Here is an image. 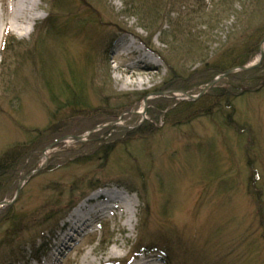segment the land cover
Here are the masks:
<instances>
[{"label": "rangeland", "instance_id": "1", "mask_svg": "<svg viewBox=\"0 0 264 264\" xmlns=\"http://www.w3.org/2000/svg\"><path fill=\"white\" fill-rule=\"evenodd\" d=\"M15 1H0V25L4 30L0 47V157L18 145L33 147V141L41 138V142H36L43 145L34 154L37 161L31 159L27 163L39 168L47 160L44 150L55 143L51 141L57 136H81L82 141L67 138L56 144L48 151L47 166L23 183L17 200L11 205L13 214L24 225L20 234L13 237L8 216L0 222V253L4 250L6 264H124V260L127 264H165L162 256L155 253L131 260L140 219L148 213L144 212L140 196L126 187H116L115 181L126 178L140 188L149 203L148 233L160 231L174 239L179 236L183 241L196 242L217 264H264V225L261 223L264 218L261 189L264 187V82L252 79L256 73H250L264 59L259 67L245 71L247 74L237 72L217 82L218 87L231 94V106L222 95L214 100L217 104L212 107L213 95L206 93L207 101L202 102V96L192 101L197 103L193 108H184L183 112L178 107L179 113L169 119L166 112L162 114L177 107L179 101L191 102L185 94L198 95L200 83L212 74L196 80L207 62L217 68L216 62L226 53L245 43L252 45V48L247 46L248 51L251 48L250 53L254 52L255 43L260 47L264 40V0H231L227 7L231 8L224 9L225 12L220 5L222 16L207 29L202 51H196L192 57L182 50L172 52L170 46L161 43L159 35L153 37L151 44L156 53L148 50L142 41L148 33L140 28L139 19L131 15L123 0L100 3L97 0L98 4L91 3L88 7L82 4L77 6V14L68 7L63 9L62 27L66 23L68 26L79 23L87 28L78 37L74 31L61 39L50 37L44 59L49 62L52 76L58 73L67 78L69 63L86 70L88 75L94 70L99 87H89V107L83 111L68 107L58 110L41 76L40 60L35 53L36 50L40 53V48H36L39 47L37 26L51 12L50 0H37L38 18L26 36L17 35L9 24ZM207 1L210 10L215 3L219 4V0ZM199 22L195 20L190 25L193 38L206 31L204 27L198 28ZM7 34L12 38L3 49ZM100 38L107 40V44L93 52L92 44H97ZM170 43L180 48L172 40ZM128 45L133 49L125 55ZM29 52L31 58H26ZM91 53L92 57L99 56V63L88 64ZM258 57L259 49L251 63ZM141 62L151 67H136L137 73L151 74H143L138 79L148 81L143 86H125L127 75L120 70V65ZM251 84L255 87L244 96L235 97L240 86ZM173 85L177 88H170ZM118 104L124 110L119 111ZM153 106H158L157 118L150 116ZM227 116L232 118L230 124ZM133 119L135 124L127 123ZM51 125L56 127V132L46 133ZM142 128L141 135L148 132L152 135L127 141L132 131ZM80 143L84 146H78L82 150L74 151L72 160L58 162L57 167L52 165L53 153ZM100 148L104 151L101 156L106 152L107 160L74 162ZM95 174L96 178L107 176L114 182L87 199L105 191L121 194L131 203L116 202L119 207L113 210L110 208L113 203L107 204L106 197L91 200L85 208L87 212L93 213L92 207L95 211L106 205L109 208L90 213L91 220L82 223V229L76 232L67 222L87 200L81 199L86 182L80 184V180L85 176L91 179ZM26 175H21L18 183ZM76 182L81 186L75 187ZM16 192L17 188L7 190L0 196L4 198L0 203L11 202ZM260 194L263 195L259 200ZM71 200L75 206L66 213ZM127 209L130 211L126 212ZM48 216L54 218L46 222ZM107 233L113 236L112 240L105 239ZM37 235L40 236L34 239ZM111 249L116 250V255H109ZM8 254L13 256L10 261Z\"/></svg>", "mask_w": 264, "mask_h": 264}, {"label": "trees", "instance_id": "2", "mask_svg": "<svg viewBox=\"0 0 264 264\" xmlns=\"http://www.w3.org/2000/svg\"><path fill=\"white\" fill-rule=\"evenodd\" d=\"M102 0H99V3ZM231 0H219V4L215 3V7L213 10L209 9V5L207 4V0H123V3L128 10H130L131 15L138 18L140 22V28H142L144 31L148 33L146 39L142 38V41L146 44L148 48H150L153 52L156 53L154 49L151 48L152 39L153 37L159 35V40L161 43L170 46L171 51L175 53L184 51L185 55L188 57L194 56L195 52H201L202 47V39L204 40L207 38V33L211 25L214 23L217 24L220 16H222V9H229L227 8L230 6ZM51 3V12H49L47 18L40 22L37 26V31L39 32L38 36V42L39 47H36L37 49L40 48V55L38 54L36 50V54L38 57V60H40V67H41V76L43 79V82L45 83V88L48 89L52 95V99L55 102V104L58 107V110L63 109L64 107L71 108L73 110H85L89 107V87L93 86L99 87V84L96 85L97 82V75L95 74L94 70H92L91 75L85 74L86 70H81L76 65H72L69 63L68 67V77L66 78L64 74H56L55 76H52V70H49V62H46L44 57L46 58V55L44 54L46 51H48V46H46L47 42L50 40V37H57L61 39L62 37L66 36L67 33H70L74 31L78 36H82L83 33H85L86 26H80L79 23H74L68 26V23H66V26H61V21L63 20L62 16V10L66 8L70 10V12L77 14V9L79 5H82V7H88L91 3L96 5L98 4L97 0H50ZM220 5L223 6V8L220 10ZM76 10V11H75ZM225 12V10L223 11ZM78 17V16H77ZM74 21H76L79 18H72ZM195 20H200L199 24H201L198 28L204 27L205 32L200 34V36L196 37L194 35V38L191 37V32L193 28H191V24ZM196 24V23H195ZM168 26V29H164L165 26ZM196 26V25H195ZM198 26V25H197ZM71 29V30H68ZM68 30V31H67ZM264 36V35H263ZM12 36L7 34L6 42L3 45V49L7 48L8 42L11 40ZM172 38V39H170ZM104 39V38H103ZM102 38L99 39L97 44H92V50L99 49L98 47L105 44H107V40H103ZM102 40V41H101ZM173 41L174 43L178 44L180 48L175 47L170 43V41ZM21 44V43H19ZM256 44V43H255ZM254 52L250 53L252 45L249 43L248 45L243 44L241 48L234 49L232 52H228L222 57V59L218 62H216L217 68H215V65H209L207 63L205 64L202 70L200 71L198 79L206 78L208 76H211L208 79H205L204 82L200 83V87L197 90V94L202 92L206 86L211 83L217 76L225 73L229 69L236 68V67H242L249 65L254 58V54L258 52L259 49V43L255 45ZM96 45V46H95ZM247 46L251 47L249 48L250 51H248ZM182 50V51H181ZM200 50V51H199ZM96 52V51H95ZM91 59L88 56V64L93 65L96 63H99V56L94 55ZM200 55V53L198 54ZM31 58V53L26 54L27 57ZM49 58V57H48ZM50 59V58H49ZM53 57L51 58V60ZM98 60V61H97ZM37 62V59H36ZM45 68L47 70H45ZM81 70V71H80ZM264 70V62L261 64V66L254 71H251L250 73H256L252 77V79L255 80H262L264 82V74H260ZM13 72V71H12ZM196 74V73H195ZM244 74H247L244 72ZM85 75L88 77L85 78ZM59 80V83L57 84V80ZM180 79V78H179ZM193 79V77H192ZM92 81V84H91ZM105 82V80H104ZM221 82V81H220ZM219 82V83H220ZM218 84V83H217ZM213 86L211 89L208 90L207 93H211L210 96L213 95L212 99V107L217 104V102L214 100H218L221 98L220 96H225L226 103L231 106L229 95L230 93H226L225 89L218 87V85ZM176 85L171 86L170 88H175ZM255 87L253 84L251 85H242L240 86V89L238 90V93H234L235 97L244 96V94ZM177 88V87H176ZM175 88V89H176ZM179 90V89H178ZM184 90V89H183ZM219 91V93H218ZM234 97V98H235ZM61 98L63 100H61ZM201 101H207L204 96ZM197 103L194 102H183L179 101L177 102L176 106L172 110L163 111L165 113L167 119L174 117V115L179 113L178 107L183 108L182 111L184 112V108L189 109L193 108ZM119 111L124 110V108L121 106V104H118ZM154 110L150 111V116L152 118H157V110L158 106H153ZM191 118V117H190ZM228 123L230 124V121L232 118L227 116ZM136 120L133 119V121H127L128 124H135ZM148 123V122H147ZM146 123V125H147ZM145 125V126H146ZM144 126V127H145ZM58 128V127H57ZM56 127H52V125L47 129V132L55 133ZM59 130V129H58ZM54 131V132H53ZM143 131V128L140 130H134L130 135H128V140H135L139 137H145L146 135H152L150 132L145 133V135H141ZM43 132L40 134V137L42 136ZM117 136V135H116ZM39 137V138H40ZM63 135H59L56 138H54L51 142H56L57 140L61 139ZM115 139V138H114ZM117 139V138H116ZM39 140V139H38ZM45 140V139H44ZM109 140H113L112 138ZM34 146L32 145H18L14 148H11L10 150H7L6 153H4L0 157V196L4 195L7 190L16 189L19 185L18 180L21 178V175L24 173H27L26 176H28L32 171L38 168V165L32 167L27 165L29 160H33V162H36L38 157H36L34 154L42 149L43 145L37 144L36 142H41V138L39 141L35 140L33 141ZM45 142V141H44ZM84 146V143H80L76 145V147H70V148H59L60 150L58 152L53 153V155L50 157V162L53 166L57 167L58 162H69L72 160L71 158L73 155L75 156L74 151L82 150L78 146ZM40 146V147H39ZM78 147V148H77ZM208 148H212L211 144L207 145ZM102 148L100 150H95L91 154H88L81 159H76L74 162L85 164L88 162H95L98 160L108 159V156L105 152L103 157L101 156ZM87 165V164H86ZM98 174V173H97ZM259 175V174H258ZM257 175V176H258ZM25 176V177H26ZM24 177V178H25ZM259 177V176H258ZM86 182V188L83 191L82 198H86L91 192L94 190H97L102 187H107L110 182H114L109 179V177H99L96 178V174L94 177L89 179L87 176H85L82 180H80V184ZM79 182H76L74 186L76 187ZM115 184L126 187L129 190L136 193L138 196H140L142 202L145 205L144 212L148 213V216L145 214L144 217L140 219V227H139V234H138V240L134 244L133 251L131 252V259L139 258L141 254H151L155 253L158 255H161L162 258L165 261V264H217L219 263L216 260H212L211 255L207 253L206 250L199 247V245L196 242L193 241H186L182 240L181 237L176 236V239L172 238L168 234H164L162 232L158 233H148L146 226H147V220H149V214H150V207L149 203L145 199L143 192L140 191V188L137 189V185L130 179L126 178L124 180L115 181ZM81 186V185H78ZM77 190H80L81 187H77ZM264 191V187L261 188ZM74 190V189H73ZM76 190V189H75ZM145 194V192H144ZM260 194L259 200L261 199ZM4 198H0V202L3 201ZM80 199V200H81ZM71 206L69 210L71 211L72 208L75 206L73 201L69 203ZM65 213V214H66ZM263 215V213H262ZM261 215V216H262ZM8 216V220L12 224V230H13V237H17L20 234V230L22 229V224L20 223L21 218L19 216H16L13 214V207L10 206H3L0 209V222L3 218ZM259 216V214H258ZM263 217V216H262ZM53 217L46 218V222L48 220H52ZM261 223L264 225V218H261ZM21 226V227H20ZM20 227V228H19ZM19 228V229H18ZM45 230V229H44ZM105 230V229H103ZM43 231V230H41ZM172 232V231H169ZM168 233V232H167ZM44 234V233H42ZM40 235H37L34 237V239H37V237ZM106 240H112L113 236H109V233L105 235ZM15 242V241H12ZM9 246V245H6ZM44 248V245L41 247ZM14 255V254H13ZM8 261L11 260L13 257L11 254H8ZM6 255L4 254V250L0 253V264H6ZM222 262V261H221ZM124 264H127V261H123Z\"/></svg>", "mask_w": 264, "mask_h": 264}, {"label": "bare ground", "instance_id": "3", "mask_svg": "<svg viewBox=\"0 0 264 264\" xmlns=\"http://www.w3.org/2000/svg\"><path fill=\"white\" fill-rule=\"evenodd\" d=\"M38 6L39 5H38L37 0H16L12 4V16H11V19L9 20L11 30L14 31L19 36H26V34H29L31 29H32L33 23L38 18V14L35 13ZM3 32H4L3 26L0 25V47H1L2 38H3V34H4ZM132 49H133V47H131V45L126 46L124 49L125 55H127L126 52H130V50H132ZM259 57H260V55H259ZM149 62H150V60H149ZM136 67H147L148 68V67H151V65L145 64L142 62L140 64H137V65H135V64L126 65V66L120 65V70L124 74L127 75V78L124 81L125 86H133V85L143 86L148 81L146 79H143V80L140 79L139 80L138 76H141L143 74H147L149 76L151 73L150 72L145 73L142 71L140 73H137ZM178 93H181V92L178 91ZM100 197H106L108 199V201L106 202L107 204L113 203V206L110 207L113 210L116 207H119V205H116V202H120V203L126 204V205L131 203V201L128 198H123V197H121V194H118L115 192L107 193L105 191H101L99 193H95L94 195L89 197V199H87L71 216L70 223H71L72 228L76 232L78 231L79 228H81L83 226L82 223H86L87 221L91 220V216H89V214L91 212L85 211V208L89 205V202L91 200H96ZM134 206H135V203L133 204V207ZM113 207H115V208H113ZM133 207H131V210L133 212H135L136 210L133 209ZM95 208H96V206H95ZM108 208H109V206L106 205V207H101L100 209H98V211H95L94 207H92L91 210H93V213H100V212H104ZM128 208H130V207H128ZM129 211H130V209L126 210V212H129ZM93 213H91V214H93ZM130 221L132 222V220H130ZM109 255H111V256L116 255V250L111 249L109 251Z\"/></svg>", "mask_w": 264, "mask_h": 264}, {"label": "water", "instance_id": "4", "mask_svg": "<svg viewBox=\"0 0 264 264\" xmlns=\"http://www.w3.org/2000/svg\"><path fill=\"white\" fill-rule=\"evenodd\" d=\"M259 55L260 57L255 60L253 63L249 64V65H246V66H242V67H236V68H232V69H229L228 71H226L225 73L217 76L211 83H209L206 88L200 92L198 95H189V94H185L186 97L188 98L187 100H191V101H196L198 99H200L202 96H204L209 89H211L213 86H215L217 84L218 81L228 77V76H231L237 72H245V71H249L251 69H254V68H257L259 67V65L262 63L263 59H264V40L262 41V44L260 45L259 47ZM93 131H91L92 133ZM67 138H73L75 139L76 141H82V137L81 136H77V137H64V138H61L59 140H57L54 144L50 145L49 147H47L44 152H43V156L46 157V163L45 165L43 166H40L36 171L34 172H31L28 176L25 177L24 181H21V183H19L18 187H17V192H16V196L15 198L11 201V202H2L0 203V207L2 206H5V205H12L14 203V201L17 200L19 194H20V191L22 189V186H23V183L25 182V180L28 178V177H32L33 175H35V173H37L39 170H41L43 167L45 168L47 166V163H48V151L54 147L56 144H59L61 142H63L64 140H66Z\"/></svg>", "mask_w": 264, "mask_h": 264}]
</instances>
